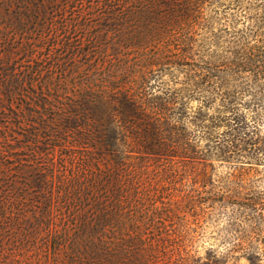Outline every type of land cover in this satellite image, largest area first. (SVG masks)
Listing matches in <instances>:
<instances>
[{"label": "trees", "instance_id": "1", "mask_svg": "<svg viewBox=\"0 0 264 264\" xmlns=\"http://www.w3.org/2000/svg\"><path fill=\"white\" fill-rule=\"evenodd\" d=\"M219 164L264 171V0H0V264H260L199 248Z\"/></svg>", "mask_w": 264, "mask_h": 264}, {"label": "rangeland", "instance_id": "2", "mask_svg": "<svg viewBox=\"0 0 264 264\" xmlns=\"http://www.w3.org/2000/svg\"><path fill=\"white\" fill-rule=\"evenodd\" d=\"M235 199L251 200L259 208L264 207V171L239 180L228 175L226 167L219 164L217 167V211L204 220L201 228L202 236L199 248L216 247L219 252H227L237 243L263 241L264 249V217L258 222L239 221L233 218ZM231 200V201H230ZM242 252H235L239 264H249L242 256ZM260 264H264V256Z\"/></svg>", "mask_w": 264, "mask_h": 264}]
</instances>
